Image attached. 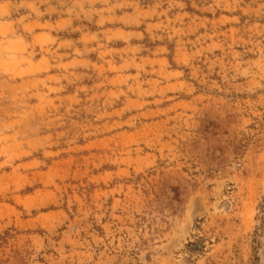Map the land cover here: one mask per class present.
I'll use <instances>...</instances> for the list:
<instances>
[{"label": "rangeland", "instance_id": "374dc122", "mask_svg": "<svg viewBox=\"0 0 264 264\" xmlns=\"http://www.w3.org/2000/svg\"><path fill=\"white\" fill-rule=\"evenodd\" d=\"M0 264H264V0H0Z\"/></svg>", "mask_w": 264, "mask_h": 264}]
</instances>
